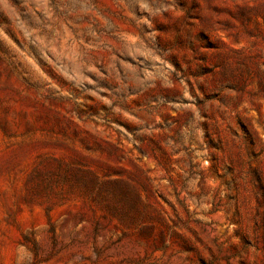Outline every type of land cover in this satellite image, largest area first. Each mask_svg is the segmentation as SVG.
Wrapping results in <instances>:
<instances>
[{
	"label": "rangeland",
	"instance_id": "obj_1",
	"mask_svg": "<svg viewBox=\"0 0 264 264\" xmlns=\"http://www.w3.org/2000/svg\"><path fill=\"white\" fill-rule=\"evenodd\" d=\"M0 264H264V0H0Z\"/></svg>",
	"mask_w": 264,
	"mask_h": 264
}]
</instances>
